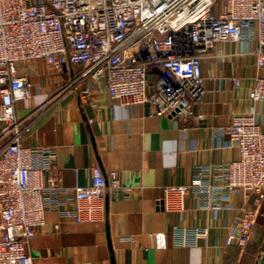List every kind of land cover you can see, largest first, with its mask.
Masks as SVG:
<instances>
[{
	"label": "built area",
	"instance_id": "1",
	"mask_svg": "<svg viewBox=\"0 0 264 264\" xmlns=\"http://www.w3.org/2000/svg\"><path fill=\"white\" fill-rule=\"evenodd\" d=\"M220 42L257 43L264 69V0H0V123L7 138L0 150V264H34L30 242L48 210L93 222L108 192H130L117 172L107 178L95 165L90 181L68 193L56 150L23 142L16 103L31 96L34 84L18 75L17 63L45 60L59 71L79 66L63 90L79 91L81 101L103 87L113 104L148 102L157 115L186 122L206 93L202 60ZM250 97L264 101V77ZM227 131L239 157L167 186L159 203L183 213L193 193L217 213L233 209V196L242 193L245 204L226 244L245 248L264 202V131L254 109L235 114ZM176 231L181 244L208 234L207 228Z\"/></svg>",
	"mask_w": 264,
	"mask_h": 264
},
{
	"label": "crops",
	"instance_id": "2",
	"mask_svg": "<svg viewBox=\"0 0 264 264\" xmlns=\"http://www.w3.org/2000/svg\"><path fill=\"white\" fill-rule=\"evenodd\" d=\"M257 48L255 42H220L205 54L206 93L186 122L157 115L148 102L113 104L103 87L91 101H81L79 91L63 90L79 66L59 71L45 60L18 62V75L34 84L31 96L16 103L26 126L22 140L56 150L67 192L87 184L95 165L107 178L117 172L130 189L128 195L108 192L105 211L93 222L48 210L30 242L34 264H264V202L245 248L226 244L233 217L245 204L242 193L233 196V209L217 213L193 193L183 213L159 203L167 186L187 184L201 169L239 157L228 143L235 114L254 109L264 131V101L250 97L264 77ZM4 131L0 123V150L7 143ZM177 226L207 228L208 234L181 244Z\"/></svg>",
	"mask_w": 264,
	"mask_h": 264
}]
</instances>
